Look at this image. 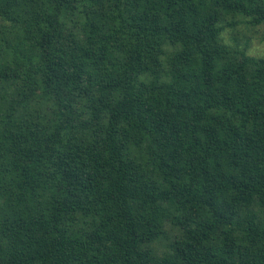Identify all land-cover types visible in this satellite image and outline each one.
Wrapping results in <instances>:
<instances>
[{"label": "trees", "instance_id": "obj_1", "mask_svg": "<svg viewBox=\"0 0 264 264\" xmlns=\"http://www.w3.org/2000/svg\"><path fill=\"white\" fill-rule=\"evenodd\" d=\"M238 19L264 0H0V264H264Z\"/></svg>", "mask_w": 264, "mask_h": 264}, {"label": "rangeland", "instance_id": "obj_2", "mask_svg": "<svg viewBox=\"0 0 264 264\" xmlns=\"http://www.w3.org/2000/svg\"><path fill=\"white\" fill-rule=\"evenodd\" d=\"M237 26L231 30V28H226L223 33V40L227 46L234 47L235 41L242 48L244 44H248L247 54L248 56L255 59L264 58V25L259 27L250 28L245 24V20L238 19ZM167 231L175 236L177 231L169 224ZM169 234V236H170ZM166 236L158 242L153 243V249H155L160 254L165 253L166 247Z\"/></svg>", "mask_w": 264, "mask_h": 264}]
</instances>
